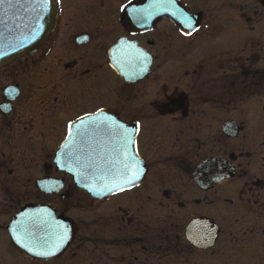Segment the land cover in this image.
<instances>
[{
    "label": "flooded vegetation",
    "instance_id": "af4514ba",
    "mask_svg": "<svg viewBox=\"0 0 264 264\" xmlns=\"http://www.w3.org/2000/svg\"><path fill=\"white\" fill-rule=\"evenodd\" d=\"M145 1L54 0L46 42L0 66V264H264V0H178L190 35L131 24L126 6ZM103 84L105 100L85 103ZM98 113L105 123L80 130L84 160L119 164L123 130L139 125L145 172L104 198L56 158L68 124ZM26 208L72 238L52 260L15 246Z\"/></svg>",
    "mask_w": 264,
    "mask_h": 264
},
{
    "label": "water",
    "instance_id": "95a60500",
    "mask_svg": "<svg viewBox=\"0 0 264 264\" xmlns=\"http://www.w3.org/2000/svg\"><path fill=\"white\" fill-rule=\"evenodd\" d=\"M12 4L13 6L10 7L6 0L5 4L0 5V66H5L25 54L34 53L50 36L54 24L53 0H48L46 6L42 0H12ZM157 5L158 0H149L145 6L137 8L140 17H142L140 20L132 17L131 11L134 10V7L129 6L127 12L130 21L142 28L147 23L152 24L155 20L170 18L174 23L180 25L182 32L188 34L189 29L183 24L185 15L175 0L167 7ZM121 48H124V45ZM85 125V123L83 125L79 123L76 128H73L74 143L70 144L69 147H64L68 143V139H66L58 149L56 153L58 165L61 170L72 174L75 182L90 192L94 198H104L116 194L120 190L112 193H101L100 189L103 186L101 177L106 175L109 168H115L118 164L109 159L104 161H97L94 158L84 160V153L82 152H84L86 136L82 132L77 135V131L78 129L83 130ZM144 173L140 170V178L135 184L140 182ZM135 184L126 185L124 190ZM30 211L33 213L32 209L26 208L17 215L14 221V230L18 233L17 236H13L16 246L28 256L41 257L45 260H50L53 256L61 254L67 247V242L63 241L59 249L54 247L58 235L62 234L61 226L58 224L56 228L54 220L49 218H43L42 223H40L34 218V214L28 216ZM19 231L26 233V243L22 240L24 236L20 240Z\"/></svg>",
    "mask_w": 264,
    "mask_h": 264
},
{
    "label": "snow or ice",
    "instance_id": "6c2138e0",
    "mask_svg": "<svg viewBox=\"0 0 264 264\" xmlns=\"http://www.w3.org/2000/svg\"><path fill=\"white\" fill-rule=\"evenodd\" d=\"M6 0H0V5L5 4ZM174 0H158L157 6L167 7L168 4L173 3ZM8 5L11 7L13 6L12 0H7ZM42 3L46 6L48 0H42ZM39 6V5H38ZM184 26L189 29V33L191 29L194 27L193 20L189 16H185L183 19ZM122 44L126 43L121 41ZM134 47V46H132ZM144 54L136 51V53H130L127 57L128 62L131 63L133 60H138ZM147 59V57H144ZM101 113H98L96 116V121L92 120V117H82L80 118V123L83 125L85 120H88L89 124L96 123V126L99 127L100 124L105 123V121L100 120ZM115 122H113L114 124ZM77 125L75 123L68 124V143L64 145V147H69L70 144L74 143L75 137L73 135V128H76ZM117 129L123 128L122 125H116ZM140 126L137 125L135 130L129 132L127 129L123 130V135L119 140V164L115 168H109L107 170L106 175L102 176L101 179L103 180V186L100 189V192H108L112 193L117 190L123 191L126 185L135 184L136 181L140 177V168H139V161L136 159L135 154V139L134 136L137 132H139ZM80 134V130L78 129L77 135ZM131 153V154H130ZM93 191H95L93 189ZM66 234H59L57 242L55 243V249H59L61 243L63 242ZM43 254H50V253H43Z\"/></svg>",
    "mask_w": 264,
    "mask_h": 264
},
{
    "label": "rangeland",
    "instance_id": "374dc122",
    "mask_svg": "<svg viewBox=\"0 0 264 264\" xmlns=\"http://www.w3.org/2000/svg\"><path fill=\"white\" fill-rule=\"evenodd\" d=\"M82 7V6H81ZM80 7L79 13L83 14V8ZM71 15L74 12V10L72 8L69 9V12ZM69 35L64 37V44L68 43V37ZM62 38V36L60 37ZM262 49H264V21L262 22ZM89 92L88 94L85 93L84 96L86 97L85 99V103H87L89 101V104L91 106L95 105L100 99L101 100H105L106 94L108 92L107 88H109L106 84L100 85V86H95V85H89ZM82 106V105H81ZM81 106H79L80 108H82Z\"/></svg>",
    "mask_w": 264,
    "mask_h": 264
}]
</instances>
